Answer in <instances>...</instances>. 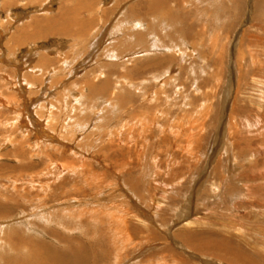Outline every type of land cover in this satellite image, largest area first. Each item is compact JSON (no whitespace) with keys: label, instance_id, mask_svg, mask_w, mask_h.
Wrapping results in <instances>:
<instances>
[{"label":"rangeland","instance_id":"obj_1","mask_svg":"<svg viewBox=\"0 0 264 264\" xmlns=\"http://www.w3.org/2000/svg\"><path fill=\"white\" fill-rule=\"evenodd\" d=\"M43 248L264 264L263 0H0V264Z\"/></svg>","mask_w":264,"mask_h":264},{"label":"bare ground","instance_id":"obj_2","mask_svg":"<svg viewBox=\"0 0 264 264\" xmlns=\"http://www.w3.org/2000/svg\"><path fill=\"white\" fill-rule=\"evenodd\" d=\"M262 5L263 4H261V6ZM149 8H150L149 10L152 9V11H153V10L157 9V6L154 4H152V6H151V4H150ZM164 15H167V14L164 12ZM48 249L43 248L42 252H37V250L30 251L29 259L26 262H24L23 264H81L82 263L81 253H79V250L76 248H74L72 250L70 249L68 251L70 253V257L68 255V253H66V251L64 254V253H58V252L56 253V251H47ZM241 254H243L241 257L244 258L247 262L254 263L250 259V257H248V255H246L243 252ZM17 263H20V262L14 261V264H17Z\"/></svg>","mask_w":264,"mask_h":264}]
</instances>
